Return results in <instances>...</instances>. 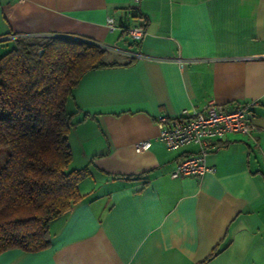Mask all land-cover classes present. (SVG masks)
Here are the masks:
<instances>
[{
	"label": "crops",
	"instance_id": "1",
	"mask_svg": "<svg viewBox=\"0 0 264 264\" xmlns=\"http://www.w3.org/2000/svg\"><path fill=\"white\" fill-rule=\"evenodd\" d=\"M54 36L140 56L72 90L82 198L49 223L45 248L8 249L0 264H264V0H0V56L18 37ZM210 100L252 103L254 128L211 141L213 172L172 177L198 147L167 149L156 117Z\"/></svg>",
	"mask_w": 264,
	"mask_h": 264
},
{
	"label": "trees",
	"instance_id": "2",
	"mask_svg": "<svg viewBox=\"0 0 264 264\" xmlns=\"http://www.w3.org/2000/svg\"><path fill=\"white\" fill-rule=\"evenodd\" d=\"M107 54L92 41L54 36L18 37L0 56V253L45 248L49 223L82 198L89 171L68 169L66 102L88 70L120 64Z\"/></svg>",
	"mask_w": 264,
	"mask_h": 264
},
{
	"label": "built area",
	"instance_id": "3",
	"mask_svg": "<svg viewBox=\"0 0 264 264\" xmlns=\"http://www.w3.org/2000/svg\"><path fill=\"white\" fill-rule=\"evenodd\" d=\"M108 25L113 27L112 21ZM144 32L142 26H129L125 29V33L134 41H139ZM137 56L140 54H133V57ZM255 57L264 61V53ZM251 106L252 103H245L226 108L210 100L200 109H183L176 117L158 115V138L167 149L179 150L191 144L198 147L196 153L186 155L178 161L171 176H201L206 172H213L214 167L206 163L207 148L211 141L233 132L251 134L254 128V112ZM147 145V140L139 141L135 143V149L142 151Z\"/></svg>",
	"mask_w": 264,
	"mask_h": 264
},
{
	"label": "rangeland",
	"instance_id": "4",
	"mask_svg": "<svg viewBox=\"0 0 264 264\" xmlns=\"http://www.w3.org/2000/svg\"><path fill=\"white\" fill-rule=\"evenodd\" d=\"M105 48L108 51V54L105 57L106 61L119 62V61H123L125 59L129 60V59H131L133 57L130 54H125L123 51H119V50H117L115 48H107V47H105ZM2 162H3V157L0 156V165L2 164Z\"/></svg>",
	"mask_w": 264,
	"mask_h": 264
},
{
	"label": "water",
	"instance_id": "5",
	"mask_svg": "<svg viewBox=\"0 0 264 264\" xmlns=\"http://www.w3.org/2000/svg\"><path fill=\"white\" fill-rule=\"evenodd\" d=\"M42 52V50H40V53Z\"/></svg>",
	"mask_w": 264,
	"mask_h": 264
}]
</instances>
